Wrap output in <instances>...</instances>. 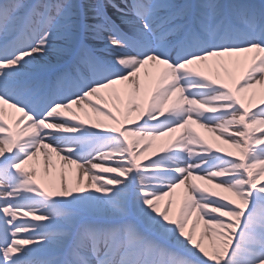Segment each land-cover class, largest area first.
<instances>
[{"label":"snow or ice","instance_id":"obj_1","mask_svg":"<svg viewBox=\"0 0 264 264\" xmlns=\"http://www.w3.org/2000/svg\"><path fill=\"white\" fill-rule=\"evenodd\" d=\"M0 264H264V0H0Z\"/></svg>","mask_w":264,"mask_h":264},{"label":"bare ground","instance_id":"obj_2","mask_svg":"<svg viewBox=\"0 0 264 264\" xmlns=\"http://www.w3.org/2000/svg\"><path fill=\"white\" fill-rule=\"evenodd\" d=\"M193 127H195V126H193ZM196 130L199 131L202 135H204L206 137L210 135V134L204 132L202 129H196ZM172 135L174 136L175 134H172ZM165 139H168V138H160V139L156 140V144H153V145H159ZM152 152H153V147H149L148 149H146L145 150V153H144V156L142 157V162H146V159L148 157H151L152 156Z\"/></svg>","mask_w":264,"mask_h":264},{"label":"rangeland","instance_id":"obj_3","mask_svg":"<svg viewBox=\"0 0 264 264\" xmlns=\"http://www.w3.org/2000/svg\"><path fill=\"white\" fill-rule=\"evenodd\" d=\"M153 144H156V141H154Z\"/></svg>","mask_w":264,"mask_h":264}]
</instances>
